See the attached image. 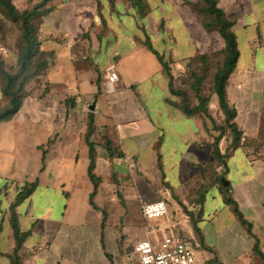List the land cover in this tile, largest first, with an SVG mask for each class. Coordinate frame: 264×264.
Masks as SVG:
<instances>
[{
	"label": "crops",
	"instance_id": "obj_1",
	"mask_svg": "<svg viewBox=\"0 0 264 264\" xmlns=\"http://www.w3.org/2000/svg\"><path fill=\"white\" fill-rule=\"evenodd\" d=\"M12 1L24 10L41 0ZM216 2L234 22L240 52L226 85L228 102L236 108L235 121L243 137L260 140L264 0ZM203 3L50 0L51 10L42 16L38 36L40 49L51 62L41 85L28 87L20 109L0 122V264H13L17 240L11 204L26 183L38 181L16 207L20 230L28 232L19 250L21 264H131L128 253L149 238L152 228L142 222V207L159 200L166 201L168 216L153 219L150 225L167 222L165 229L172 224L178 233L182 228L185 235L180 234L200 247L201 237L185 208L199 220L205 235L201 222L217 213L208 212L209 189H215L211 198L218 204L225 200L219 178L228 180L231 196L254 236L256 248L250 254L255 255L238 264H264L258 254L264 253V156L238 146L228 152L226 166L215 161L210 143L220 130L205 129L204 120L185 114L170 101L174 99L168 74L148 47L149 42L164 59L173 61L175 77L191 57L223 49V37L207 30L203 20L207 14L196 9ZM110 67L119 77L115 83L108 81ZM7 104L0 77V108ZM209 109L218 125L217 117L224 115L216 94ZM90 113L94 172L101 178L96 208L90 203L94 184L84 137ZM230 143L226 133L220 141L222 153ZM211 164L215 171H208ZM109 205L116 214L105 219L103 211L108 212ZM196 259L205 264L209 258L200 253Z\"/></svg>",
	"mask_w": 264,
	"mask_h": 264
},
{
	"label": "trees",
	"instance_id": "obj_2",
	"mask_svg": "<svg viewBox=\"0 0 264 264\" xmlns=\"http://www.w3.org/2000/svg\"><path fill=\"white\" fill-rule=\"evenodd\" d=\"M50 0H41L36 2L31 7L24 10H19L12 0H0V6L3 14L10 18L14 22L21 24L22 29V41L23 46L18 56L19 71L12 73L5 68V64L2 58H0V77L2 80L3 94L8 98V104L4 108H0V122L8 120L14 116V114L20 109L24 96L28 93L27 83L32 80L34 73L32 69L37 67L40 70L38 74H43L49 65V58L51 57L48 53L43 52L40 49V41L38 37V28L36 27V21L38 18H42L43 15L51 10L49 6ZM203 7H199L196 4V8L199 11L204 12L207 15L212 16L211 21L205 23L207 28L215 26L216 30L225 40V47L221 50H214L211 52L201 53L198 57V61L201 64L200 72L192 70L191 75L194 78L193 89L197 98V104L192 105L190 103L189 95L186 91L178 89L176 83L179 79L175 77L171 72V66L168 61L164 59V56L157 52L151 44L148 42V47L157 55L161 64L169 77V90L170 94L174 96H181L182 101L180 103L181 110L188 115L200 113L205 119L210 120L213 124L214 129L220 130L219 135L214 137L212 143L213 156L215 161L219 164L226 166V157L228 152L241 144L243 132L236 123V108L231 106L228 102L226 85L232 72L234 71L237 61L240 55L238 48V41L236 34L233 31L234 22L229 20L224 11L218 7L216 0H203ZM141 6V4H140ZM1 16V15H0ZM1 19V17H0ZM211 54L221 55L222 63L221 66L216 70L213 78V91L212 95L218 96L219 106L224 115V121L222 125H217L213 116L210 113L209 103L212 95H205L203 93V84L206 78V71L209 67V58ZM40 57L42 58L40 60ZM179 82V81H178ZM94 118L90 113L88 130L84 137L90 148V164L88 167V173L91 181L94 184V190L90 194V203L93 207H97L94 202V197L97 193L98 186L101 182V178L98 177L94 170L95 164V147L94 143L90 140V137L94 131ZM229 132L231 136V143L227 148L226 153H222L220 148V141L223 136ZM106 144H111L109 140ZM45 157V155L43 156ZM38 181L26 183L24 186L19 188L16 198L11 204L12 211V226L14 228L17 246L14 254L11 255L13 264H21L19 250L21 245L28 235V232H21L16 207L27 197H29L35 190ZM220 188L225 192V202L233 206V211L236 216L243 222L248 223L244 218L242 212L239 210L237 202L231 196L229 186H224L221 179L219 178ZM121 197V195H119ZM185 208V207H184ZM192 219L194 230L197 235L202 237L201 229L198 226V221L194 218L192 212L187 211ZM202 216V210L197 212V217L200 219ZM258 254L264 258V253L258 251Z\"/></svg>",
	"mask_w": 264,
	"mask_h": 264
},
{
	"label": "rangeland",
	"instance_id": "obj_3",
	"mask_svg": "<svg viewBox=\"0 0 264 264\" xmlns=\"http://www.w3.org/2000/svg\"><path fill=\"white\" fill-rule=\"evenodd\" d=\"M33 1L34 0H28L29 4H33ZM206 17L207 19H203L204 24L207 21L212 20L211 15H207ZM40 21V18H38L36 21V27L38 28V30ZM207 30L210 32L217 31L215 26H211L210 28H207ZM22 46L23 41L21 24L18 22H14L10 18L6 17L2 11L0 19V58L3 59L5 68L12 73H17L19 71L18 56L21 52ZM199 55L200 54H197L191 57L186 62L185 68L182 70V72L176 76L177 79H179V82L177 81L176 83L178 89L186 91L188 93L190 103L192 105L196 104L198 100L193 89L194 78L192 77L191 72L192 70H194L197 71L198 74H201V64L198 61ZM41 59L42 58L40 57V60ZM165 60L168 61L169 64L172 63L173 65V61H171L169 57H166ZM50 62L51 57L49 58V63ZM221 63L222 56L220 54H211V57L209 58V67L206 71L205 82L202 87L203 93L205 95H212L214 74L216 70L221 66ZM32 72L35 75L32 80L27 83V91L28 87H31V89H36L41 85L42 73L38 74L40 70L37 69V67H34L32 69ZM171 98H173L174 100L176 99L175 101H170L174 102L175 105L180 108L182 97L170 94V99ZM195 115L204 120L205 129L210 131L214 129L212 122L205 119L202 114L197 113ZM217 119L219 122L218 125H222L224 120L221 118V115L218 116ZM227 136L229 139H231L229 132H227ZM240 146H243L246 150L250 149L252 151V154H261L262 156H264V135L260 140H250L242 137ZM207 169L208 171L216 170L213 164L209 165ZM212 191H215V189L211 188L208 191L207 208L208 212L211 211L213 213H217H214L210 216L207 215L206 220L204 222H201V227L205 233L204 235L201 231V246L198 247L196 241L190 239L188 236H186V238H188L192 242L195 254L200 255V253H203V256L209 258L205 264H238L240 262V259L246 260L248 263L250 261V258L255 255V253L250 254L251 250L256 248L254 247V236L251 235L250 231L246 227V224L239 220V218L234 214L232 205L227 204L225 200L222 199L219 200L218 204L216 199L211 198ZM108 212L103 211L105 219L108 214L115 216L116 211L113 205H109ZM142 214V222L144 223V225L152 227L150 228L151 231L149 239L161 240V238H163L164 236V233H170V229L168 231L165 229L167 222H163L162 224H160L161 222L157 221L152 223L151 226L150 222L153 221V219L149 220L144 215V213ZM164 221H166V219ZM154 231L156 232V234L154 233ZM179 231L182 235H185L182 228L179 229Z\"/></svg>",
	"mask_w": 264,
	"mask_h": 264
},
{
	"label": "built area",
	"instance_id": "obj_4",
	"mask_svg": "<svg viewBox=\"0 0 264 264\" xmlns=\"http://www.w3.org/2000/svg\"><path fill=\"white\" fill-rule=\"evenodd\" d=\"M107 77L110 83L119 79L113 67L108 68ZM77 101H82L80 96H77ZM142 210L149 220L168 216V206L164 200L145 204ZM167 228L170 233H164L161 240L146 238L138 241L128 253L131 264H199L192 242L175 232L172 224Z\"/></svg>",
	"mask_w": 264,
	"mask_h": 264
},
{
	"label": "water",
	"instance_id": "obj_5",
	"mask_svg": "<svg viewBox=\"0 0 264 264\" xmlns=\"http://www.w3.org/2000/svg\"><path fill=\"white\" fill-rule=\"evenodd\" d=\"M95 107H96V105H95V104H92L90 108H91V110H94ZM222 181H223V184H224L225 186H229V182H228V180H226L225 178H222Z\"/></svg>",
	"mask_w": 264,
	"mask_h": 264
}]
</instances>
